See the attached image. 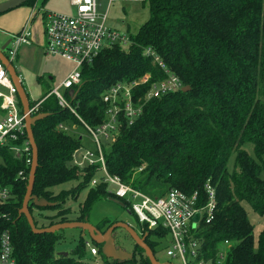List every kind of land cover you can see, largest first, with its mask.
I'll return each mask as SVG.
<instances>
[{"label":"trees","instance_id":"16d2710c","mask_svg":"<svg viewBox=\"0 0 264 264\" xmlns=\"http://www.w3.org/2000/svg\"><path fill=\"white\" fill-rule=\"evenodd\" d=\"M145 1L151 17L128 36V44L104 48L93 63L83 66L80 83L64 91L75 113L60 106L56 96H49L52 90L39 100L43 102L37 115L47 117L33 125L39 151L33 195L54 205L29 204L35 225L47 228L89 221L94 204L104 198L115 199L130 211L108 191L107 184H99L88 191L77 216L68 217V190L57 188L81 177L77 188L83 189L100 170L71 164L82 148V139L61 126L102 125L108 109L103 94L149 74L150 82L134 91V101L142 98L144 103L142 114L130 124L121 113L119 132L105 147L107 170L152 197L178 189L189 195L198 192L203 203L207 200L205 185L210 181L217 189L215 218L195 233L204 257L214 259L228 241L232 246L224 264H264V229L255 236L246 209L249 206L264 216V0ZM147 48L180 79L181 89L146 99L151 85L167 77L153 57L145 55ZM249 146H253L254 156L248 152ZM8 148H0L4 160L0 187L12 186L13 197L0 202V215H5L0 233L10 232L16 264H91L84 260L91 253L82 230L68 256L58 255L55 247L63 232L35 234L26 217L20 216L31 166ZM112 224L103 219L95 227L104 232ZM141 229L155 255L167 232L146 226ZM91 242L103 256L102 246ZM135 247L143 257L111 264H151L145 252Z\"/></svg>","mask_w":264,"mask_h":264},{"label":"built area","instance_id":"2783aa9c","mask_svg":"<svg viewBox=\"0 0 264 264\" xmlns=\"http://www.w3.org/2000/svg\"><path fill=\"white\" fill-rule=\"evenodd\" d=\"M113 1L109 0V4ZM70 4L74 8L73 15L43 12L42 20L47 54L62 57L74 64L66 79L53 89L49 96H56L60 106L75 113L65 99L64 91L80 83L83 66L93 63L104 48L115 43L128 44L129 38L107 27L108 17L107 14L99 12V0H70ZM32 41V21L28 20L24 28L11 37L8 58L14 60L20 47L29 45ZM145 55L153 57L154 63L167 74L164 80L151 85L147 100L176 92L183 87L180 79L151 48L145 50ZM150 80L151 75L146 74L139 80L118 84L103 94V100L108 104L106 120L95 128L84 123V127L94 138L96 149L88 150L82 147L78 150L77 152L84 151L80 153L84 162L79 165L98 166L100 175L93 178L92 184H107L108 191L123 201L125 206L130 207V212L136 216L142 227L146 226L149 230L161 228L167 232L164 239L169 244L167 256L180 260L181 264H224L232 246L228 241L222 244L214 259H206L202 243L195 238L200 226L203 223H211L217 211V189L210 181L205 185L207 200L203 203L198 192L189 195L178 189H172L162 197H152L124 184L120 177L111 175L107 170L104 156L106 146L103 141L115 140L119 132L121 113L130 124L142 114L144 103L142 98L134 101V91L137 87L148 84ZM62 88L64 91H61ZM0 100V148L9 147L17 158L25 159L27 165L31 166L33 150L27 135L26 115L19 103L18 90L1 60ZM42 102L30 104L31 116L37 115ZM20 176H23V172H20ZM12 191V186L0 187V202L11 199ZM197 215L198 220L195 221ZM4 217L5 215H0V221ZM86 245L90 248L91 255H98V249L90 244V241H87ZM0 264H16L8 230L0 233Z\"/></svg>","mask_w":264,"mask_h":264},{"label":"rangeland","instance_id":"374dc122","mask_svg":"<svg viewBox=\"0 0 264 264\" xmlns=\"http://www.w3.org/2000/svg\"><path fill=\"white\" fill-rule=\"evenodd\" d=\"M3 1V0H0ZM99 12L101 14H107L106 25L109 29L118 31L122 35L129 36L135 34L138 29L150 19L151 12L149 3L145 0H114L112 4H109V0H99ZM21 8V7H20ZM19 8V9H20ZM23 8V28L24 19L31 14L43 12H56L60 14L73 15L74 9L70 4V0H36L33 6L22 5ZM16 10V9H15ZM37 22V21H36ZM32 30L34 28L32 27ZM8 37V36H6ZM11 38H7L4 42H8ZM10 48L8 46L5 54L10 57ZM18 58L13 60V66L19 72V75L23 77V86L28 95L31 104L39 102L49 91L55 89L59 84L68 76L73 70L74 64L70 61L51 54H47L46 50L42 46L38 45V39L33 41L29 45H23L18 50ZM61 91H64L62 88ZM68 132L76 138L82 139V147L88 150L96 149L94 138L86 130L83 125L71 123L68 124ZM114 136V135H113ZM113 141H103L104 146L110 145ZM248 152L254 156L253 146L247 148ZM84 151L76 152L74 155V162L72 165L79 166L80 169H86L85 165L81 166L79 163L84 162L80 153ZM234 161V157L231 163ZM4 164L3 158L0 156V166ZM83 164V163H82ZM84 167V168H83ZM100 174V172H99ZM99 176V175H98ZM97 175L95 177H98ZM264 177V173L262 174ZM81 177L78 180L73 179L67 184L61 185L57 188V191L68 190L66 194V208L71 211L69 218H75L79 211L80 205L84 203L88 191L97 186L93 185L92 181L88 183L83 189H78L77 186L81 181ZM56 191V192H57ZM78 194V196H76ZM77 197V198H76ZM248 216L251 223L255 226V236L258 237L260 232L264 229V216H260L251 210L249 206H246ZM36 215L39 214L37 209H34ZM107 219L109 223L126 222L129 223L137 233L142 236V227L136 220V216L131 214L128 209H125L122 204L115 199H100L96 202L89 215V223L96 225L101 220ZM64 236L55 247V253H70L78 243L81 231L78 228L66 229L62 231ZM113 237L117 241L119 249H123L134 255L135 258H140L143 255L135 247V242L131 236L123 229H117ZM85 239L91 240L86 234ZM168 241L164 240L157 247L155 257L160 263L172 262L174 264H181L180 260L167 256ZM90 248L87 247V251L90 252ZM84 260L91 264H111L113 260L106 258L104 255H90L88 254Z\"/></svg>","mask_w":264,"mask_h":264},{"label":"water","instance_id":"95a60500","mask_svg":"<svg viewBox=\"0 0 264 264\" xmlns=\"http://www.w3.org/2000/svg\"><path fill=\"white\" fill-rule=\"evenodd\" d=\"M28 1L29 0L4 1L0 3V14H3L11 10H14L16 8H19L25 3H27ZM10 43H11V40L6 42L2 46H0V60L4 64L13 84L18 90V97H19V100L21 101L23 111L26 115L27 135H28V139L31 143L32 150H33V161H32L31 169H30L27 192H26V195L23 201L22 208L19 212L20 216L24 215L26 217L32 231L35 234H54V233H57V232H60L66 229L78 228L82 230V234L84 237L87 234L91 241H94L95 243L102 246L101 247L102 254L106 258L111 259L113 261H117V262L132 261L134 259L133 254L116 247L115 239L113 237V232L120 228V229L125 230L134 240L135 245L140 247L145 252V255L150 260L151 264H168V263H160L156 259L152 249L146 243V235L140 236L137 233V231L129 223H126V222H116L112 224L105 233H99L96 227L92 225L91 223H89V221H85V222L72 221V222L55 224L47 228H37V226L35 225L33 216L29 210V204L33 202L34 205L37 207H47V206L54 205L53 203L48 202L46 199L38 198L37 196L33 195V188L35 184L36 172H37L38 163H39L38 162L39 151H38V146L35 141L34 134H33V125L37 121L47 117V114H38L35 116H31V114L29 113L30 101H29L28 95L22 84L20 76L18 75L15 67L12 64V61L5 54V51L7 50ZM187 90H189L188 87L184 89V91H187ZM196 220H198V215L195 218V221ZM58 255L68 256V253L66 252L59 253Z\"/></svg>","mask_w":264,"mask_h":264},{"label":"crops","instance_id":"0c3cea01","mask_svg":"<svg viewBox=\"0 0 264 264\" xmlns=\"http://www.w3.org/2000/svg\"><path fill=\"white\" fill-rule=\"evenodd\" d=\"M4 1H7V0H3L0 3L4 2ZM19 8H16V10L14 9V10H11L9 12L0 14V46H2L4 44V42L7 40L8 37L11 38L14 34L19 33L23 29V8H22V6L20 9ZM26 12H27L28 16L24 19V23H26L28 20L32 21V27L34 28V30H33V41L38 39V45L42 46V48L45 49L46 38H45L44 28H43L42 13H37V12L35 13L34 11H32L30 14V13H28L27 10H26ZM6 36H8V37H6ZM17 58H18V54L16 55L15 59H17ZM12 64H13V60H12ZM17 73L19 75L18 71H17ZM19 76H20L22 84H23V77H21V75H19ZM67 127L68 126H65L66 130L68 129Z\"/></svg>","mask_w":264,"mask_h":264},{"label":"flooded vegetation","instance_id":"af4514ba","mask_svg":"<svg viewBox=\"0 0 264 264\" xmlns=\"http://www.w3.org/2000/svg\"><path fill=\"white\" fill-rule=\"evenodd\" d=\"M1 2V1H0ZM132 214V213H131ZM95 226V225H94ZM107 231V230H106ZM106 231H104V232H100V231H98L99 233H105ZM116 231V230H115ZM114 231V232H115ZM114 232H113V234H114ZM115 239V238H114ZM115 243H116V247L118 248V246H117V241L115 240Z\"/></svg>","mask_w":264,"mask_h":264}]
</instances>
